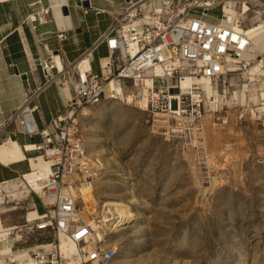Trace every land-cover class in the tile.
<instances>
[{"label":"rangeland","instance_id":"obj_1","mask_svg":"<svg viewBox=\"0 0 264 264\" xmlns=\"http://www.w3.org/2000/svg\"><path fill=\"white\" fill-rule=\"evenodd\" d=\"M205 19L218 23L219 9ZM203 85L204 80L198 88L204 94V162L188 141L166 138L147 122V112L135 105L138 91L127 94L134 96L129 103L125 97L104 101L75 116L88 157L100 163L91 193L84 196L89 199L76 192L78 214L101 225L104 242L117 247L115 264H264V124L248 111L239 120L247 106L260 107V100H246L244 92H252L248 74L234 75L216 88L210 84L224 96L214 105L203 98ZM234 92L238 98L226 102ZM219 117L228 124L221 125ZM39 173L33 187L24 178L12 184L36 189ZM0 191L2 213L12 211L3 206L12 198ZM108 203L126 205L130 216L119 218ZM25 212L23 205L10 212L11 221L20 226ZM103 217L108 221L102 223ZM14 245L15 250L25 246Z\"/></svg>","mask_w":264,"mask_h":264},{"label":"built area","instance_id":"obj_2","mask_svg":"<svg viewBox=\"0 0 264 264\" xmlns=\"http://www.w3.org/2000/svg\"><path fill=\"white\" fill-rule=\"evenodd\" d=\"M228 1L127 0L125 7L110 15L111 24L105 32L76 61L61 64V50L53 57L60 67L52 57L37 59L34 65L39 68L43 83L36 92H27L23 106L0 127V141L5 134L8 138L16 136L18 131L10 128L15 121L24 135L42 138L29 150L40 155L47 171L39 192L30 190L44 211L30 222L25 219V225L8 234L14 244L21 246L28 241L42 242L31 249L15 250L26 251L30 264H69L60 252L61 238L74 246L72 264H115L117 247L107 245L104 238L100 240L93 224L80 218L76 206V192L80 193L83 186L91 189L100 165L88 157L78 135L75 116L86 107L104 101H123L124 97L133 101L134 96L127 94L138 91L136 97L140 101L145 99L147 122L166 138L188 141L187 146L195 149L201 161L207 160L201 135L200 104L204 94L196 85L192 89L182 87V80L188 76L204 77L216 88L234 75L247 74L250 63L260 56L255 52L254 59L240 58L252 51L253 44L242 30L241 21L233 23L236 28L225 22ZM240 1L256 15L257 23L264 25V0ZM216 8L220 12L219 22L207 21V13ZM57 38L63 40L64 36ZM100 44H104L107 57L99 65V72L93 73L91 55ZM84 59L87 67L81 72L78 66ZM55 81L71 87L72 96L64 115L49 116L52 131H40L34 120L38 110L35 98ZM191 99L195 100L194 108H190ZM260 104L255 109L247 106L239 120L248 111L253 116L257 114L264 124V101ZM184 120L189 121L188 126ZM218 120L223 126L228 124L227 118ZM3 262L23 264L13 256L3 258Z\"/></svg>","mask_w":264,"mask_h":264},{"label":"crops","instance_id":"obj_3","mask_svg":"<svg viewBox=\"0 0 264 264\" xmlns=\"http://www.w3.org/2000/svg\"><path fill=\"white\" fill-rule=\"evenodd\" d=\"M77 1H88L89 7L85 9L77 6ZM126 2L127 0H0V127L23 106L27 92H36L43 83L40 70L34 65L37 59L53 58L56 51L61 50V64L76 61L109 27L110 15L125 7ZM63 7L67 9V15L62 14ZM60 34L64 36L63 40L57 38ZM106 57L105 46L100 44L91 55L90 67L93 73L99 72V65ZM53 59L60 67L58 59ZM261 61L264 65V58ZM86 67L87 61H84L79 64L78 69L83 72ZM261 84L264 88V80ZM71 96V87L60 86L59 81L37 94L34 103L38 110L34 113H37L34 120L40 131H52V127L48 126L49 116L64 115ZM257 100L263 102L262 96L258 95ZM10 128L18 131L16 136H9V139L17 143L21 157L7 163L0 161V188L13 200L3 205L5 209H13L12 211L2 213L0 209V227L3 232L0 234V264H4L3 258L16 253L14 241L8 238L5 231L25 225L27 216L33 218L42 215L44 211L38 197L31 190H23L18 184H12L24 178L29 186H34V174L37 175V172L31 167L30 160L39 159L40 155L30 151L29 147L41 143L42 138L38 135H24L16 121ZM7 138L8 134H5L1 140ZM43 167L44 164L39 169ZM21 205L26 212L23 216L24 223L19 226L18 222L11 221L9 213H15ZM41 243H27L22 248L31 249ZM3 249L9 252L3 254Z\"/></svg>","mask_w":264,"mask_h":264},{"label":"bare ground","instance_id":"obj_4","mask_svg":"<svg viewBox=\"0 0 264 264\" xmlns=\"http://www.w3.org/2000/svg\"><path fill=\"white\" fill-rule=\"evenodd\" d=\"M229 4V8H225V22L228 23H238L239 21H241L242 27H243V31L246 32V34L249 36V39L251 40L253 46H252V51L249 53H246L245 55L241 56V59L244 60H249V59H254L256 57V53L258 52L260 56H264V25H262L260 22L257 23L258 18L256 17V15H254L252 13V11H250V9H248L245 5H243V3L240 0H230L228 1ZM133 12V11H130ZM249 13V14H248ZM144 15L146 18H149V14L147 11H144ZM233 27H237L235 24H233ZM84 61H86V59L82 60L83 63ZM105 61H102V63H104ZM79 63V62H78ZM263 62L259 61V59L254 62L253 64H250L249 68L247 69V74L249 75V81L251 82V95L248 96L247 92H244L245 96H246V100H251V99H257L258 95H261L264 101V88L263 86L260 85V81L264 80L261 77L264 75V69L262 67ZM204 80V85H203V89L206 92V97L205 99L208 100H212V104H216L218 103L221 98H223L222 96H220L218 93L215 92V90H213L210 86L211 82L204 78V77H192V76H188L185 77L184 80H182V87H187V88H191L192 89V85H197L198 87L196 89L199 88V83L200 81ZM199 90V89H198ZM146 91H143V94L145 95ZM237 92H234V94L232 95V97L230 98V100H226V102H230L233 99H237ZM145 100V99H144ZM144 100L140 101V105L142 106V110L143 107L145 106V102ZM131 102V98L127 97V103ZM220 103V102H219ZM89 112H85L82 115H88ZM21 157L20 154V150L19 147L17 145V143L9 138L7 139H3L0 142V161L3 163H7V162H12V161H16ZM39 159H31L30 163H31V167L33 169H36V172H40V181H38V185L36 186V189H33V191L39 192V189L41 188V185L43 184L42 181L45 179V175H46V171H47V165L40 160L41 158L38 157ZM42 161V162H41ZM44 167L39 169L40 167L43 166ZM2 192L0 191V194ZM91 193L90 188L87 187H81L80 188V198L84 201L88 200L89 198V194ZM84 196H88L86 198H84ZM105 206H109V207H113L115 214L122 219H126L127 217H129L130 215L127 212V206L122 204V203H108ZM86 213V212H85ZM104 216V215H103ZM35 218V217H34ZM34 218H29L27 219V222L32 221ZM81 219H84L83 216H80ZM85 220V219H84ZM108 219H104L103 217V221L102 223L107 222ZM101 222V221H100ZM98 223V222H97ZM101 226V225H100ZM95 225V223L93 224L94 229L96 230V233L98 235V238L100 240H103V236L101 235V233L99 232V230H102V227ZM118 226V224H116L115 226L112 227V229H115ZM16 228H9L7 229L5 232L8 235L10 233V230H14ZM0 234H3L1 227H0ZM61 240V244H60V252L61 255L64 256V258L67 259V262L69 264L74 263V259L71 257V254L74 253V246L71 243L66 242L64 239H60ZM9 252V250L3 249L2 253H7ZM8 256H13L15 257L18 261L22 262L23 264H30V262L28 261V256L26 254V251H20V252H16L13 254H10Z\"/></svg>","mask_w":264,"mask_h":264},{"label":"water","instance_id":"obj_5","mask_svg":"<svg viewBox=\"0 0 264 264\" xmlns=\"http://www.w3.org/2000/svg\"><path fill=\"white\" fill-rule=\"evenodd\" d=\"M76 5H77V6H80V7H82V8H85V9L89 7V3H88V1H77ZM61 11H62V14H63V15H67V14H68V11H67V9H66L65 7H63V8L61 9ZM23 78H24V77H23Z\"/></svg>","mask_w":264,"mask_h":264}]
</instances>
